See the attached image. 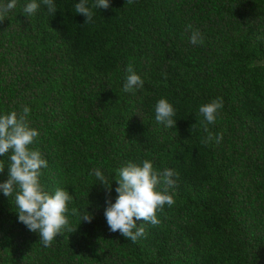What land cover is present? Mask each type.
I'll use <instances>...</instances> for the list:
<instances>
[{
	"label": "trees",
	"instance_id": "trees-1",
	"mask_svg": "<svg viewBox=\"0 0 264 264\" xmlns=\"http://www.w3.org/2000/svg\"><path fill=\"white\" fill-rule=\"evenodd\" d=\"M30 2L0 21V116L30 108L39 136L29 147L48 163L40 185L69 193L76 230L43 246L19 222L15 192L0 191V264H264V0H110L107 9L87 0L89 23L75 13L80 0H54L55 14L36 0L29 18ZM188 24L202 44L190 43ZM129 64L144 85L125 92ZM217 98L223 108L208 124L199 108ZM160 99L175 127L156 121ZM10 154L0 156V183ZM145 160L178 173L175 203L133 243L109 230V194L90 173L112 182L114 203L117 170ZM73 208L93 219L80 222Z\"/></svg>",
	"mask_w": 264,
	"mask_h": 264
},
{
	"label": "clouds",
	"instance_id": "clouds-1",
	"mask_svg": "<svg viewBox=\"0 0 264 264\" xmlns=\"http://www.w3.org/2000/svg\"><path fill=\"white\" fill-rule=\"evenodd\" d=\"M47 6L49 13L55 14L57 7L54 0H42ZM134 0H126V4H132ZM17 4V0H10L7 3H0V21L4 20L7 14L12 11ZM39 4L36 0H31L23 8L29 18L37 11ZM93 7L107 9L110 7V0H95ZM75 13L86 16V22H92L93 11L87 5V0H80L75 4ZM186 32H191L190 43L193 45L202 44L203 37L198 30H194L191 24L186 25ZM128 75L123 86L125 92H132L137 88H143L144 81L134 71L133 65L129 64L126 69ZM223 108L222 98H217L210 103L199 108V115L204 117L208 124L214 123L219 109ZM30 108L25 106L18 116L13 111L10 114L0 116V156L10 154L9 179L0 183V191L7 197H13L15 209L18 212L19 222L24 223L30 231L37 232L40 242L45 247L51 246L58 234L63 233L67 227L68 232L76 230L68 227L69 220L65 213L69 211L68 202L72 199L64 189H56L54 195L45 192L39 182L41 169L48 166L47 160L43 159L38 150L30 149L35 138L39 136V131L30 128L27 123V116ZM175 110L166 99H160L155 105V119L158 123H163L166 127H175L177 121L173 119ZM195 127V124L192 128ZM207 131V128L205 127ZM213 139L212 135L203 141L209 143ZM222 139L216 137V142ZM5 166L0 163V172ZM103 184L109 194L105 218L111 232L119 231L121 235L137 242L140 237L146 236L143 223L158 225L157 210L163 211L164 205L169 207L174 205L173 195L168 189L175 185L173 179L174 171L170 168L163 172L153 170V164L145 160L142 166L129 162L127 166L117 170L118 187L115 191L118 196L113 203L110 197L112 182L105 178L99 169H93L92 173ZM162 185V190H157V186ZM72 215H78L80 222H91L92 215L81 214L77 209L71 210ZM137 221H142L137 227ZM135 230V231H134Z\"/></svg>",
	"mask_w": 264,
	"mask_h": 264
}]
</instances>
